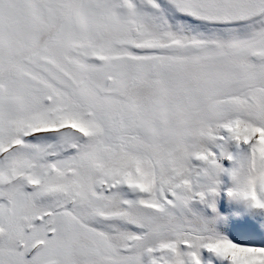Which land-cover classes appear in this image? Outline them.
Wrapping results in <instances>:
<instances>
[{
    "label": "snow or ice",
    "instance_id": "6c2138e0",
    "mask_svg": "<svg viewBox=\"0 0 264 264\" xmlns=\"http://www.w3.org/2000/svg\"><path fill=\"white\" fill-rule=\"evenodd\" d=\"M254 252L264 0H0V264Z\"/></svg>",
    "mask_w": 264,
    "mask_h": 264
},
{
    "label": "rangeland",
    "instance_id": "374dc122",
    "mask_svg": "<svg viewBox=\"0 0 264 264\" xmlns=\"http://www.w3.org/2000/svg\"><path fill=\"white\" fill-rule=\"evenodd\" d=\"M228 205H229V201L227 199V196H226V194L222 193L220 200L218 201V205H217L218 210L220 211L221 214H226L229 212V206ZM229 219H230V223L232 226H235V225L242 222L239 219V217L235 216V215L231 216ZM243 222L252 223V221L249 220L247 216L245 217Z\"/></svg>",
    "mask_w": 264,
    "mask_h": 264
},
{
    "label": "clouds",
    "instance_id": "9594fccd",
    "mask_svg": "<svg viewBox=\"0 0 264 264\" xmlns=\"http://www.w3.org/2000/svg\"><path fill=\"white\" fill-rule=\"evenodd\" d=\"M226 215V214H222ZM238 259L243 261V264H261V260L264 259L262 253H237Z\"/></svg>",
    "mask_w": 264,
    "mask_h": 264
}]
</instances>
